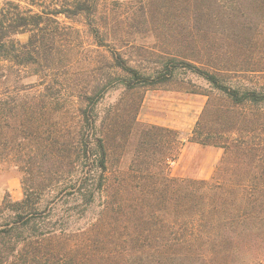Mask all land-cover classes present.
I'll list each match as a JSON object with an SVG mask.
<instances>
[{
	"label": "trees",
	"instance_id": "1",
	"mask_svg": "<svg viewBox=\"0 0 264 264\" xmlns=\"http://www.w3.org/2000/svg\"><path fill=\"white\" fill-rule=\"evenodd\" d=\"M125 1L129 27L159 21L181 44L144 65L130 52L149 50L143 36L89 23L105 73L72 91L67 68L76 62L51 55V15L89 18L120 0L40 12L0 3V161L17 166L23 190L0 202V264H264V82L253 79L264 74V49L255 54L264 0ZM21 32L27 41L13 38ZM181 70L208 85L189 136L222 149L208 179L170 175L177 133L138 122L139 98L129 122L119 102L100 111L112 91L127 97ZM52 115L73 120L54 130L43 123Z\"/></svg>",
	"mask_w": 264,
	"mask_h": 264
},
{
	"label": "rangeland",
	"instance_id": "2",
	"mask_svg": "<svg viewBox=\"0 0 264 264\" xmlns=\"http://www.w3.org/2000/svg\"><path fill=\"white\" fill-rule=\"evenodd\" d=\"M5 1L18 4L23 11L31 9L32 12H40L41 9L50 11L54 7L58 8L69 2V0H0L1 5ZM130 7L131 4L127 1L120 0L119 4L113 3L109 7L101 4L96 14L89 18L84 15L67 17L63 13L56 16L51 15V18L56 19L58 23L51 21L47 28L57 30L56 45L59 49L51 55L66 57L76 62L73 66L67 68L66 88L69 91L76 89V83H85L93 77L101 79L102 74L105 73V69L101 64L104 47L99 46L98 39L91 34L89 23L100 28L113 26L116 30L121 29L122 34L125 35L127 33L124 31H129L137 37L143 36L142 39H138V44L148 46L149 50L145 52L137 46L132 48L130 52L133 54L131 58L139 60L144 65H155L161 59L166 48L181 44L174 39L167 38V34L171 33V28L159 21L154 22L152 25L149 24L148 27H129L131 22L128 19ZM163 16L156 15L158 19L163 18ZM210 30V28H203V31L207 34L210 33ZM193 32H196V29ZM28 36V32H21L14 35L13 38L25 42ZM262 42V39L256 42L258 47L255 54L257 56L264 49V43ZM256 76H258L256 79L253 78L255 82H264V74ZM28 80L30 79L25 78L22 82L27 83ZM204 90H208V85L204 81L189 71L181 70L175 80L142 87L127 97L121 94L120 91H112L100 104V111L107 110L110 105L119 102V111L123 116V122L126 123L133 116L131 103L134 99L139 98L140 106L135 117L138 122L171 128L177 133L178 152L168 164L170 175L208 179L221 158L222 149L201 145L189 140L192 127L206 102V96L197 92H204ZM52 116V118L46 117L43 123L49 124L50 128L54 130L61 128V124L71 123L73 120L71 115L65 117ZM25 143L26 147L29 146L28 142ZM6 194H9L12 200H19L23 197V190L21 173L17 166L9 160H2L0 161V202ZM48 197H45V199ZM70 207L68 203H65L62 210H68Z\"/></svg>",
	"mask_w": 264,
	"mask_h": 264
}]
</instances>
